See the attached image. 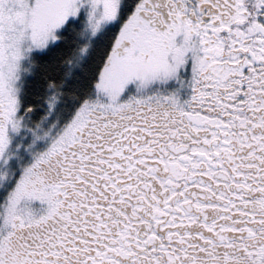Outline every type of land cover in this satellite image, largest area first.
<instances>
[{
	"label": "snow or ice",
	"instance_id": "obj_1",
	"mask_svg": "<svg viewBox=\"0 0 264 264\" xmlns=\"http://www.w3.org/2000/svg\"><path fill=\"white\" fill-rule=\"evenodd\" d=\"M0 264H264V0H0Z\"/></svg>",
	"mask_w": 264,
	"mask_h": 264
}]
</instances>
